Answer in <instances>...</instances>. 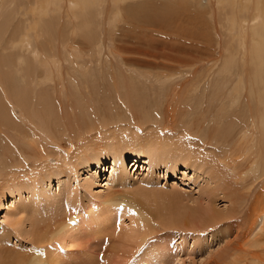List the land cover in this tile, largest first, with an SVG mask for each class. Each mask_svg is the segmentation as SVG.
I'll list each match as a JSON object with an SVG mask.
<instances>
[{
  "label": "bare ground",
  "instance_id": "bare-ground-1",
  "mask_svg": "<svg viewBox=\"0 0 264 264\" xmlns=\"http://www.w3.org/2000/svg\"><path fill=\"white\" fill-rule=\"evenodd\" d=\"M30 2L28 14L17 10L20 6L17 0H0V31L3 35L0 49L4 54L0 62V212L7 207L6 200L9 196L15 200L16 194L20 195L22 190L30 189L31 186V193L34 194L38 185L46 180L53 181L57 178L59 190H62L70 175V170L65 171L68 166L69 169H76L74 180H77L78 167H88L92 171L90 167H99L104 164V160L110 159V183L115 181L122 186L130 177V159L133 162L132 168L137 167L136 170L141 166L145 169L149 167L150 172L163 168L169 174L183 167L184 174L194 171L193 178L205 173L206 180L209 178L207 183L211 188L203 191L207 195L201 198L203 201L188 199L176 187L165 192L161 188H141L131 193L107 196L103 201L107 205L103 214L97 212L87 219L92 221L105 214H109V219L114 218V215L120 219L128 217L131 219L130 224L133 222V225L135 223L140 228L138 235L142 241L151 234L143 232L154 228L150 222V216L154 215H169V226L176 229H182V225H192L194 230H211L220 226L219 228L228 229L226 233L229 236L224 235L226 242L212 254L215 258L209 264H264V0ZM27 4L28 1L24 8ZM18 14L20 17L27 15L26 18L18 19L22 27H27L14 28L13 22ZM119 22L139 29V22L146 23L140 31L133 30L138 35H130L133 33L129 29L120 33L116 49L134 57L127 56L126 65L143 69L141 71H159L163 75H170L168 79L176 73L193 71L192 66L202 61L210 66L207 74L198 75V69V72L195 70V73L184 78L185 82L191 79V84L186 90L190 98L186 97L179 113L180 118L185 120L183 124H176L177 112L176 116L173 114L167 121L170 89H166L161 83L162 88L159 86L158 89L162 93L155 86V89L149 87L146 95L131 104L137 109L135 113L139 123L122 131L119 130L121 125L116 126L111 134L113 139L100 145L90 140L100 134L94 131L102 133L108 127L106 120L101 126H97L100 123H95L93 128L74 136L68 128L72 124L70 116H67V122L64 121L59 102L55 108L54 100L63 98L62 101L69 100L73 107L79 108V103L76 102L82 103L85 100L83 89L100 88L99 81L107 77L109 72L103 59L100 58L93 67L84 61L75 64L76 59L73 60L69 47L72 42L81 39L74 36L77 32L95 34L98 27V36L106 39L102 35L105 29ZM211 23L217 36L216 44L223 46L221 52L227 55L224 58V73L217 77L214 71L216 63H213L216 60L208 61V57L202 56L206 49L209 52L205 56H213V52H210V39L207 38L208 47H203L204 37L199 31V28L209 27ZM69 26L72 27L69 29ZM8 33L11 34L8 36ZM57 40H63V46L58 47L59 49L54 45ZM55 48L65 56L58 54ZM98 53L99 56L102 55L101 50ZM229 65L236 66L237 71H227L230 70ZM117 81L112 82V88L122 93L121 87L126 86L123 83L116 84ZM137 88H140V84ZM65 93L73 95L67 96ZM186 93L184 91L181 96L184 98ZM194 120L199 122L196 124ZM59 127H66V131L68 128V132ZM49 141H53L55 145ZM78 141L80 144L75 143ZM88 141V145H83ZM73 146H77V149L70 156L69 149ZM104 166L107 171V166ZM63 175L67 178L66 181H62ZM94 180L95 177L91 174L85 178L83 185L89 187ZM49 190L50 185L46 190L47 196L43 197L45 199L35 196L31 203L22 205V212L13 205L12 200V204L7 207L10 211L8 217H13V209L19 216L27 210L32 213V217L27 219L30 230H26V218H20L17 228L21 232H28L38 243L56 239L61 246L68 245L67 241L74 239L83 229L84 222L79 224L80 215L75 211L67 219L60 222L55 220L57 223L52 222L54 225H49L48 228L40 226L37 220H40L41 215L34 211L39 210L47 199L48 207L62 203L63 196L51 198ZM220 195L229 205L221 208L216 204ZM69 197L65 200L72 203ZM72 206L69 205L68 208ZM9 232L6 231L5 235ZM41 250L38 247L36 254L29 257L23 255V258L17 253L16 256L21 258L17 256V260L13 261L12 258L10 261L12 264H49L45 251ZM164 250L158 257L168 255L167 249ZM5 252L6 247L0 248L2 257L7 254ZM146 257L150 258L149 255ZM176 261L181 264L183 258L179 256Z\"/></svg>",
  "mask_w": 264,
  "mask_h": 264
},
{
  "label": "rangeland",
  "instance_id": "rangeland-1",
  "mask_svg": "<svg viewBox=\"0 0 264 264\" xmlns=\"http://www.w3.org/2000/svg\"><path fill=\"white\" fill-rule=\"evenodd\" d=\"M21 1L23 0H17L18 5H20L18 6L17 10L18 11L22 10V12L20 11L21 13L30 12L29 9L31 7V2H30L31 0H24L23 3H21ZM27 1H28V4L25 5L26 7L24 8V4ZM33 1L34 0H32V2ZM0 12H2V10H0ZM26 17H27L26 14H24V17L23 16L20 17L19 14L16 15L15 22H13L14 28L16 26H18L19 29H22L23 27L24 28L27 27L26 25L22 27V23L21 21H19ZM28 20L31 23V20L30 19ZM119 23L113 27H109L105 29L102 35H105L106 39L98 36L99 35L98 27H96L95 29V34H92L91 32H87V31L77 32L74 36L77 37V39L78 37L81 39H78L76 42H72L71 47H69V49L72 50L73 60L76 59L75 64L76 62L78 64H81L84 61L88 63V65H91L90 67H93L94 64H96V62L100 58L103 59V62L106 63V66L109 69V72H107L106 74L107 77L105 78L107 79L109 77L110 78L108 80H106L105 78L103 80L101 79L99 81L100 83L99 89H93L90 87L83 89V95H84L85 100L82 103L76 102V103H79V108H76V106L73 107V104H71L69 100L67 101L66 99H64L62 101L63 98L62 99L57 98L54 100L55 108L59 106L62 109V113L63 111L65 113V115L63 116L61 113V117L63 118V120L67 122V116L68 115L70 116V123L72 124L70 125L68 124L69 125L68 128H69V131L74 136L79 135L81 131H84V130L87 131L90 128H93L98 123H100V125L98 124L97 126H101L102 123L104 122L106 123L107 121L108 123L106 124L108 125V127H111V129H109L108 127H105L102 133L99 132V130L94 131L95 133L98 132L100 134H96L90 140L91 142L95 141V143L97 142L98 144L100 143L105 144L107 141L112 140L113 135L111 134H112V131H115L116 126L121 125L122 129L120 128L119 130L122 131V130H125V128L128 130L129 128H132L137 123H139V121L136 120L135 112L137 109L136 107H132L131 104L136 103V101L139 98L146 95L147 92L149 91V87H151V89L152 88L155 89L156 87L159 93H162L161 92L162 90L160 89L162 88L161 86L162 84L164 85V87H166V89L168 90L170 89L169 90L170 93L168 94V100L170 103L168 104L167 102L168 104L167 108L169 110L166 109V119L167 121H169L168 118H171L172 115L173 114L175 115V112H177L178 117L176 118V120L178 122L176 124H183L185 120L180 118L179 113L181 111L182 104L186 100V97L190 98V96L186 93V90L188 86L191 84V79L188 82H185L184 78L185 77L188 78L190 75H192V73H195V70L196 72H198L197 71L198 69H199V72H198L199 74L197 73L198 75L207 74L208 68L210 66L209 64H206V62L203 63L204 61H202V63L200 62V64L196 65L197 67L192 66L191 69H193V71H190L191 73L190 72H186L187 74L184 72L182 74L176 73L175 75H173V77H170V79H168L169 78L168 76L170 75L168 76L163 75L159 71L149 70V69H147L148 72L147 70L141 71L143 69H139L138 67H135V66L131 67L130 65H126L125 63V61L127 60L126 57L131 56V55L130 54L126 55L124 52H120L116 49L117 44L119 43L118 40H119L120 33L123 30L129 29L133 33L130 35H138L139 33H136L133 30L140 31L146 23L142 24L139 22V24H141V29H139V27L133 28L131 26H128L127 24H124L123 22H119ZM71 27L72 26H69V29ZM113 28H114V31H112ZM199 31L202 33V36L204 37V39L202 40L203 47L205 48L208 47V45L206 44L207 38L208 40L210 39V43H211L210 52H213L212 53L213 56L211 57H209L208 55L205 56V54L209 52L207 49L202 53V56L204 55V58L208 57L207 58L208 61H210L209 59H211V61L212 59L216 60L212 62L216 63L214 67V71L216 72V77H217L218 74L224 73L223 64L225 60L224 58H226L227 55H225V52H221L223 46H219L216 44L217 36L215 35V30L212 26V23L209 27L199 28ZM203 31L205 34L203 33ZM82 33H83V36H81ZM1 34L2 33L0 31V40H3V35ZM10 34L11 33H8L7 35L9 36ZM165 40H168V38H165ZM60 41L62 43L57 40V42L54 44L57 49L63 46V40H60ZM228 45L230 46V44ZM56 48L55 50L58 54L60 53L61 56H65L64 54H62L60 50H57ZM100 50L102 53L101 56H99V53H98V51ZM216 55H217V58H216ZM3 56L4 54L2 50L0 49V62L2 61ZM130 58H134V57L131 56ZM212 62H210V64H213ZM124 69H125V72H124ZM229 69L230 70H227V71L234 72L235 70L237 71L238 68L236 66L234 67L232 66ZM3 70H6V68H3ZM66 70L67 68L64 69V72H66ZM76 74L82 75L78 72H76ZM123 75H125L126 77ZM130 75H133V76L130 77ZM115 77L118 81L115 79ZM78 81H81V79H79ZM113 81H117L116 84L123 83L126 86L125 88L121 87L122 93L119 92L120 93L119 94L118 91L117 92L115 91L116 89L112 88ZM139 84H140V88H137ZM146 86H147V89H144ZM159 86L161 87L158 89ZM184 91L186 95L183 98L181 95L183 94ZM65 94L67 96L73 95V93H70V94L65 93ZM124 98L126 101L124 100ZM128 98H131V99H128ZM59 99L60 101H58ZM72 101H74L73 98H72ZM140 119H141L140 122H142L143 119L141 117ZM198 122H199L198 120H194V123L197 124ZM95 123L96 125H93ZM127 125H130V126H127ZM68 128H67V131H66V127L61 128V129H64L66 132H68ZM108 130H111V131H108ZM43 141H44V138H43ZM49 142H52L53 143L52 145H55L53 141H49ZM75 143L80 144L79 141ZM89 143L90 142L88 141L86 143H83V145L84 144L88 145ZM48 144H51V143H48ZM76 147L77 146L70 147L69 149L70 156L72 153H74V150L77 149ZM79 148H81V146H79ZM26 156H28V154ZM72 161H73V158H72ZM103 162L104 164L102 163L101 165H99V167L97 165L96 166L93 165L92 167H90L92 171H90L88 167H84V166L78 167L79 177L77 178V180H74V176H75L74 172H76L75 171L76 169L75 168L69 169V166H68V168L65 170V171L70 170V172L68 173L70 174L68 180L66 181L67 178L64 175L61 176L62 181H66V183L62 186V190H59L58 180L57 178H55L53 179V181L46 180L41 183L42 185L44 184L45 186L38 185V189L36 188L34 190V194L31 193L33 191V187L31 186L29 187L30 189L22 190L21 191L22 193L20 192L21 193L20 195L16 194L17 199L15 198V200H13V197L9 196L8 199L6 200L7 207H8V204L9 206L12 204V200H13V203H14L13 205L17 206V209L20 210V212H22V207L27 203H31L32 199L35 196H37L40 199H45L43 197L47 196L46 190L48 188V185H50V190L48 194L50 193L51 198H56V197L59 198L63 196L61 197L62 203L57 204V206L55 205L56 204L55 203L54 205H50L48 207V199H47V201L45 203H42L41 207L38 208L39 210L34 211L38 213L39 216L41 215L40 220H37L40 223V226L42 227L47 226L46 228H48L49 225H54L52 224V222L57 223V221L60 222L62 221V219H67L71 215V213L75 211L76 213L79 212V215H80V219H78L79 224L84 222V225H83V229L76 234L74 239L67 241L68 245L61 246V244L56 242V239H54L52 242L38 243L35 240L34 236L28 235L27 231H26L27 233H23L21 232L19 228H17V225L20 224L19 219L26 218V221H25V224L27 226L26 230L29 231L30 222L27 221V219L32 217V213L26 210L25 212H23L24 214H21L20 216L16 215L15 214L16 211L13 209L14 206H12L11 209H13L14 215H12L13 217H8V212L10 211H8L7 207H5V209L2 212H0V248L6 247L7 252H5L4 254L6 253L7 254L3 255V257H2V254H0V264H5V263L7 264V262H9L8 264H12L13 262L11 261L12 260L14 261V259L17 260L18 255H20L22 258H23V255L24 257H26L27 255L28 257L29 255L33 256L34 254H36V250L38 249V247L42 249L41 252L45 251L47 255L46 260L49 261V264H143V263L144 264H178V261L176 260H177V257L179 256L180 258H183V261H182L183 263L181 264H204V263L209 264V262L213 258H215L214 256H212V254L216 250H218V248L221 245H224V243L226 242L224 235L226 234L227 236H229V233H226L228 230L227 228L225 229L223 227L219 228L220 227L219 226L218 228H212L211 230L209 229L208 230H203V229L194 230L195 228L193 229L192 225H189V226L182 225V229H176V228H172L169 226V223H168L170 219V217H168L169 215H166V217L160 216V215H154L155 217L150 216V222L153 223L152 225L154 226V228L151 227L150 228L151 230L149 229V231L148 230L144 232L142 231L143 233H151L147 236L145 240L142 241L138 235V233H140L139 232L140 228L137 225H135V223L133 225V222H131L130 224L131 219L128 217H123V219H120L113 214L114 218L111 217V219H109L108 218L109 214L108 215L105 214V216L107 215L106 217L99 216L92 221L87 219L88 217H91L92 215L94 216L97 212H100L101 214H103V211L107 209V205L105 206L103 204V201L107 198V196L131 193L132 191H136L141 188L142 189L143 188L144 189L153 188L155 190H159L161 188L162 189L161 191L165 192L167 190L171 191L172 188L176 187L177 189H179L178 190L179 192H183L184 194H186L185 197H187L188 199L190 198V200H193L194 198V201H198V202L203 201L202 199L207 196L204 194V192L208 191L206 190V188L207 189L211 188L210 185H208L207 183L209 178L206 180L207 178L205 177L207 176L206 173L201 174V177L193 178L194 171L191 170L190 174H184L183 172L185 170L183 169V167H180L177 171H171V173L173 172L172 174L171 173L166 174V170H164L163 168L155 169L153 172H150L148 170L149 167L145 169V167L142 168L141 166L138 170H136L137 167L132 168L133 162H132V159H130L129 160L130 166L128 168V174L130 177L128 181L125 183V185L122 186L115 181L110 183V177L112 175V169L110 167L112 166V161L110 162V159L109 161L107 159V160H104ZM104 165L107 166V171H105ZM189 172L190 170L187 173ZM91 174L95 177V180L91 182L89 187H86L83 185V182L85 178L89 177ZM190 179H193V180H190ZM107 181L108 183L106 184ZM44 187L46 188L45 190L43 189ZM62 191H63V194H62ZM70 192L72 194L74 192V194L72 195ZM64 194H66L67 196ZM37 197L35 198V200L37 199ZM67 197H69L72 200V203L71 201L70 203L66 202L65 199ZM216 204L220 206L221 208L229 205V203L225 199H223V196L221 197L218 196ZM69 205H73V206L68 208ZM102 205H104V207ZM38 214L37 216L35 214L37 218L39 217ZM12 222H14L15 224L13 223L14 224L13 225ZM6 231L8 232L10 231L8 235H5ZM222 231L224 232L221 233ZM41 234H44V233H41ZM144 243H147V244H144ZM143 245L145 246L143 247ZM164 249H167L168 255L166 257L164 256L158 257L159 254L164 253L165 251ZM8 251L10 253H8ZM17 253L18 255L16 256ZM144 255H145V258L141 259V257ZM147 255H149L150 257L149 259H147L146 257ZM20 256H18L19 259L21 258ZM215 264H221V262L219 263L216 262Z\"/></svg>",
  "mask_w": 264,
  "mask_h": 264
}]
</instances>
